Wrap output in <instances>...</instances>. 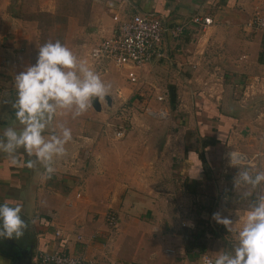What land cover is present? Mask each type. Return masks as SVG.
I'll list each match as a JSON object with an SVG mask.
<instances>
[{
  "label": "crops",
  "instance_id": "crops-1",
  "mask_svg": "<svg viewBox=\"0 0 264 264\" xmlns=\"http://www.w3.org/2000/svg\"><path fill=\"white\" fill-rule=\"evenodd\" d=\"M129 1L139 11L155 13L167 27L187 23L177 38L165 31L160 55L139 71L143 82L157 84L158 92L164 93L168 103L163 108L183 111L178 133L172 132L168 140L172 146L157 152L152 164L157 169L167 160L180 174L179 190L161 183L141 193L128 182L112 183L113 168L126 172L138 170L137 165L123 166L122 152L88 153L93 132L84 130L89 127L84 116L73 118L75 108L58 109L42 134L46 138L60 135L59 124L66 123L72 139L65 145L66 155L54 158L50 178L38 163L28 166L35 157L23 148L17 150L15 163L0 151V204H21L20 215L27 224L19 239L0 237V264H34L37 252L55 250L82 252L87 264H199L203 253L214 259L222 252L234 255L239 239L235 230L242 229L247 211L264 197V181L253 187L240 177L241 171L253 177L264 172L262 102L245 104L239 96L242 83L252 75L264 74V31L247 26L262 0ZM110 4L111 0H89V45L112 26ZM195 13L210 16L212 24L199 29L189 21ZM36 42L29 27L2 23L0 140L5 139L2 132L9 126L18 133L23 130L13 107L15 77L36 63ZM176 96L179 104L173 102ZM91 111L83 115L96 118ZM232 151L246 154L250 161L233 166L227 155ZM175 157L179 163L173 164ZM204 203L209 207H202ZM197 206L209 227H181L182 217L194 222L188 215ZM109 207L117 213L116 226L105 222ZM214 212L234 221L232 232L212 219ZM57 228L67 238L55 236ZM78 235L82 239L77 240ZM198 235L204 250L194 257L189 246ZM168 247L175 252H166Z\"/></svg>",
  "mask_w": 264,
  "mask_h": 264
},
{
  "label": "rangeland",
  "instance_id": "rangeland-1",
  "mask_svg": "<svg viewBox=\"0 0 264 264\" xmlns=\"http://www.w3.org/2000/svg\"><path fill=\"white\" fill-rule=\"evenodd\" d=\"M88 2L89 0H0V30L2 23L10 22H13L14 26L22 25L27 29L29 27L31 33L37 37L38 47L46 42L59 40L71 49L78 59L86 61L94 70L87 57L90 41L87 37ZM99 76L105 84L111 86L108 95L111 101L110 104H107V101L100 103L99 110L91 107L85 112L92 110L96 118L81 115L89 126L84 130L90 131L91 134L93 132V139L87 147L90 151L88 153L93 150L118 154L122 152L125 154L123 158L126 159V164L123 166L135 168L137 165L138 170L126 172L121 171L119 167L113 168L110 180L114 184L128 182L133 187L136 186L137 191L145 193L149 191L150 186L157 188L161 183H169L171 189L178 191L182 181L179 172L173 170L174 167L171 169L167 160L157 169L152 164L157 158V152L162 153L165 147L172 146L171 141L168 140L172 138L173 133H178L181 127L179 119L182 118L183 111H179L176 107L167 110L165 115L158 113L159 109L168 102H159L156 99L159 86L155 83L143 82L142 77L137 84H131L125 79L123 70L115 66H108L107 72ZM173 102L179 104L180 98L176 96ZM108 121L122 123L126 128V136L119 140L111 139L104 130V124ZM63 124L70 127L66 123ZM101 133L104 139L99 137ZM98 156L103 158L102 155ZM174 160L173 164L179 163L176 157ZM133 187L128 188L135 189ZM202 207L208 208L209 203H204ZM193 210L197 215L190 213L188 217L194 220V228L209 227V224H204L205 219L198 215V206ZM109 211L117 215L112 207H109L107 212ZM201 245V236L198 235L189 246V252L194 257L197 256Z\"/></svg>",
  "mask_w": 264,
  "mask_h": 264
},
{
  "label": "clouds",
  "instance_id": "clouds-1",
  "mask_svg": "<svg viewBox=\"0 0 264 264\" xmlns=\"http://www.w3.org/2000/svg\"><path fill=\"white\" fill-rule=\"evenodd\" d=\"M110 85L92 70L86 61L78 59L71 49L59 40L46 42L38 48V58L15 77L17 98L13 107L15 117L23 130L19 133L14 126L5 128L0 140V151L16 162L17 150L23 148L28 156H34L28 166L38 163L45 169L47 178L55 171L54 158L66 155L65 145L71 141V129L59 124L61 134L45 137L42 133L51 124L58 109L72 110L73 118L83 115L93 107L94 101L103 103L110 94ZM62 112L61 114H65ZM230 163L238 166L241 156L235 152L228 154ZM243 181L253 187L264 181V172L253 177L246 171L240 172ZM22 205L0 204V237L19 239L27 228L21 218ZM212 219L223 225L228 232L233 231L234 221L230 217L214 212ZM238 246L234 255L222 252L214 262L207 264H264V197L246 213V220L238 232Z\"/></svg>",
  "mask_w": 264,
  "mask_h": 264
},
{
  "label": "built area",
  "instance_id": "built-area-1",
  "mask_svg": "<svg viewBox=\"0 0 264 264\" xmlns=\"http://www.w3.org/2000/svg\"><path fill=\"white\" fill-rule=\"evenodd\" d=\"M129 8H132L129 10ZM111 13L112 26L107 33L91 43L87 50V57L94 71L100 74L107 72L108 66H115L123 70L126 80L131 84H137L140 81L139 71L144 64L149 62L153 57L160 55L161 42L165 31L177 38L179 37L186 22H181L172 26H165L162 20L153 12L139 11L133 8L129 0H111L109 6ZM189 21L198 25L199 29L204 30L212 24L213 19L210 16L195 13ZM247 26L253 29L264 31V0L253 11L247 22ZM240 101L242 103L261 101L260 112L264 117V74L252 75L241 84ZM156 99L159 102L165 100L164 93H158ZM167 108H160L158 113L165 115ZM105 133L113 140H119L126 136V128L122 123L106 122L104 124ZM240 163L250 161V158L241 152ZM259 152L254 154L258 158ZM77 192L76 196L80 197ZM105 222L111 226H116L117 216L114 212L109 211L105 214ZM181 227L194 228L195 223L190 222L188 218L182 217L179 220ZM238 235V230H235ZM55 236L67 238L61 229L57 228ZM77 240L82 239L80 235ZM166 252L174 253L175 249L165 248ZM208 260L214 262V258L208 254H201L199 264H207ZM34 264H87L82 252L69 253L60 250L52 252H37L33 256Z\"/></svg>",
  "mask_w": 264,
  "mask_h": 264
},
{
  "label": "water",
  "instance_id": "water-1",
  "mask_svg": "<svg viewBox=\"0 0 264 264\" xmlns=\"http://www.w3.org/2000/svg\"><path fill=\"white\" fill-rule=\"evenodd\" d=\"M106 101H107V104H110V101H111V98L109 96L106 97ZM93 107L96 109V110H99L100 109V103L94 101V105Z\"/></svg>",
  "mask_w": 264,
  "mask_h": 264
},
{
  "label": "trees",
  "instance_id": "trees-1",
  "mask_svg": "<svg viewBox=\"0 0 264 264\" xmlns=\"http://www.w3.org/2000/svg\"><path fill=\"white\" fill-rule=\"evenodd\" d=\"M203 250H204V247L201 245L200 248H199V252H201Z\"/></svg>",
  "mask_w": 264,
  "mask_h": 264
}]
</instances>
